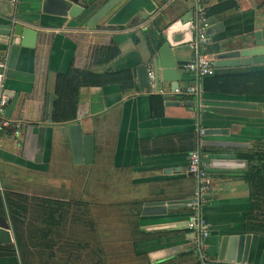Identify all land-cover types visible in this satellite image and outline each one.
<instances>
[{
    "label": "crops",
    "instance_id": "obj_1",
    "mask_svg": "<svg viewBox=\"0 0 264 264\" xmlns=\"http://www.w3.org/2000/svg\"><path fill=\"white\" fill-rule=\"evenodd\" d=\"M196 1L205 7L224 0H167L154 25L142 29L85 26L41 13L40 0H0V21L28 23L36 30L31 46L0 44L4 91L16 95L9 124L0 131V192L78 202L88 188L89 206L94 214L103 208L109 238L122 240L134 264H208L223 235L240 234L250 235L244 263L264 264V235L246 230L251 207L241 178L246 164L236 156L264 140V63L213 66V75L197 80L180 70L177 89L197 83L196 99L172 94L168 82H161V93L152 83L142 91L137 87L134 67L148 61L153 35L194 11ZM234 1L236 6L212 16L215 23L206 29L200 53L212 57L217 45H241L242 37L263 27L264 0ZM195 56L192 51L182 58ZM166 97L178 104H167ZM192 101L195 106L188 104ZM75 122L93 137L89 163H72L67 126ZM197 128L215 131L199 137L210 170L209 198L201 209L209 224L202 258L190 250L184 226L185 202L196 185L187 154ZM160 202L164 211H145L148 203ZM0 264H16L15 258L0 256Z\"/></svg>",
    "mask_w": 264,
    "mask_h": 264
},
{
    "label": "water",
    "instance_id": "obj_2",
    "mask_svg": "<svg viewBox=\"0 0 264 264\" xmlns=\"http://www.w3.org/2000/svg\"><path fill=\"white\" fill-rule=\"evenodd\" d=\"M9 1V0H2ZM204 1V0H201ZM225 1V0H224ZM233 2L234 0H226ZM196 7H199L196 1ZM167 0H40L41 13L60 17L78 19L85 26L102 25L105 28L139 26L145 29L148 25H154L156 17H160ZM188 9L182 13L178 21L169 23L152 37L153 48L149 52L148 61L139 63L134 67L135 78L139 91L150 87L157 91L161 82H168L170 89L178 87L180 70L185 69L189 62L182 57L192 55L188 44L193 40L194 34L199 26V12ZM223 13V12H222ZM101 20L103 24H98ZM143 23V24H141ZM212 16L206 18L207 26L214 24ZM36 30L31 24L16 22L14 20L0 21V44L31 46L34 42ZM241 45L231 43L229 45H217L212 54L214 67H235L238 65L262 64L264 63V25L261 29L253 31L250 36L240 39ZM151 72L152 79L147 76ZM48 108L46 118L51 113L52 96L48 97ZM166 103L174 105L178 101L173 97H166ZM16 101L14 94L7 100L4 116L9 118ZM193 106L196 101L188 102ZM72 163H89L92 160L93 137L84 134L78 122L67 126ZM212 129L203 130V134L214 133ZM212 156V155H210ZM214 159L233 158L229 154H213ZM207 168V172L210 170ZM189 175H193L189 172ZM175 203V201H173ZM163 203H148L145 211L155 212L163 210ZM0 246L13 242L12 233L7 219H0ZM185 226V222H184ZM250 235H223L218 243L216 256L208 261V264H233L244 263L248 254V240ZM191 250V248H190ZM192 251V250H191ZM198 257V252H193Z\"/></svg>",
    "mask_w": 264,
    "mask_h": 264
},
{
    "label": "rangeland",
    "instance_id": "obj_3",
    "mask_svg": "<svg viewBox=\"0 0 264 264\" xmlns=\"http://www.w3.org/2000/svg\"><path fill=\"white\" fill-rule=\"evenodd\" d=\"M88 189V188H87ZM86 197L77 205L70 197L62 200L60 215L46 220V208H34L42 196L26 195L27 209L17 219L19 248L14 249V258L18 263L21 250L25 256V264H129L136 262L122 240L110 239L105 225L103 208H96L95 213ZM44 198V197H43ZM50 199H56L51 196ZM60 203V202H59ZM36 209V210H35ZM41 211V213H40ZM35 213V215H34ZM41 220H39L40 218ZM39 218V219H38ZM117 220L116 228L120 229ZM10 226V224H9ZM13 242L14 233L11 229ZM120 235V234H117ZM134 264V263H133Z\"/></svg>",
    "mask_w": 264,
    "mask_h": 264
},
{
    "label": "built area",
    "instance_id": "obj_4",
    "mask_svg": "<svg viewBox=\"0 0 264 264\" xmlns=\"http://www.w3.org/2000/svg\"><path fill=\"white\" fill-rule=\"evenodd\" d=\"M197 11L201 13L199 18V26L194 34L193 40L188 44L189 48L196 53L194 59L190 60L185 69L187 72L194 75L195 79L213 75V60L207 55L200 53L203 45L206 43V35L204 32L206 18L202 14V7H198ZM6 60L4 57L0 58V131L8 126V118L4 116L5 107L7 104L8 96L6 95L3 87V79L5 75ZM148 78L152 79L151 72H147ZM161 93V90H157ZM174 95H186L195 97L196 99L199 92V85L192 84L185 87L182 91L177 88L171 90ZM13 134L17 135L19 132V124L13 125ZM202 128H197V140L194 148L187 154V171L191 172L196 180V185L192 196L185 202L188 210L187 218L185 220V229L190 235V248L198 252V257H203L204 240L209 234V224L201 214V209L204 204L208 202L210 190V178L207 172L206 165L202 160L199 148V137L203 135ZM233 264H246V263H233Z\"/></svg>",
    "mask_w": 264,
    "mask_h": 264
},
{
    "label": "trees",
    "instance_id": "obj_5",
    "mask_svg": "<svg viewBox=\"0 0 264 264\" xmlns=\"http://www.w3.org/2000/svg\"><path fill=\"white\" fill-rule=\"evenodd\" d=\"M234 5L235 4L231 1H223L208 5L202 7V14L207 18ZM207 52L210 53L209 50ZM193 148L194 146L192 149ZM236 156L244 160L246 164L241 174L242 180L247 185L251 203L250 211L245 219L246 230L253 234L264 235V140L258 142L254 148L239 152ZM27 198L28 197L24 194L14 193L11 195L0 192V215L8 219V223L14 233L15 243V245H1L0 256H14V249H16V247L19 248L20 240L18 238L16 225L17 219L21 217L22 214L26 213V209L28 208L26 205ZM37 199L39 200L37 201V205H34V208L38 207V203L41 204L39 208H46V220L51 219V221H55V218L60 215V209H62L63 206L61 200L43 197ZM76 204L80 205L82 203L77 202ZM39 220H41V218ZM18 263L25 264V256L21 250V245Z\"/></svg>",
    "mask_w": 264,
    "mask_h": 264
}]
</instances>
